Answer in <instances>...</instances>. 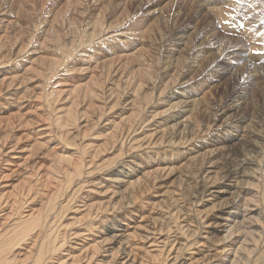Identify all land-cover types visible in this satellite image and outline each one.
Returning a JSON list of instances; mask_svg holds the SVG:
<instances>
[{"label":"bare ground","instance_id":"bare-ground-1","mask_svg":"<svg viewBox=\"0 0 264 264\" xmlns=\"http://www.w3.org/2000/svg\"><path fill=\"white\" fill-rule=\"evenodd\" d=\"M70 3L79 9V0ZM221 7L210 9L221 28L231 30ZM162 11L155 8L153 14ZM76 12L55 30L56 21L38 29L39 20L27 25L0 19V264H264V168L259 165L264 157L257 153L264 154L259 135L264 118L255 124L242 116L247 124L236 137L230 130L238 132L236 125L228 124L231 115L221 123L215 117L216 128L205 130L200 113L207 98L175 91L168 97L166 91L178 83L168 80L159 87L158 78L153 83L152 64L142 58L145 48H122L133 39L109 36L105 43L118 38L120 44L105 54L96 44L93 54L91 49L79 57L83 34L75 26ZM102 19H96L86 42L103 35ZM245 36L251 43L257 39ZM189 39L179 37L168 48L175 61L191 47ZM56 49L55 56H38L40 66L21 73L31 54ZM249 52L246 64L264 62L261 48ZM232 55L237 61L243 57ZM131 67L142 76L129 78ZM61 70L73 82L55 80ZM167 97L172 99L167 106L155 110ZM103 119L108 121L99 140L91 132ZM117 149L114 157H104ZM246 149L261 160L246 152L233 167V152ZM175 153L182 156L179 163ZM17 180L21 187L16 188ZM182 181L196 189L190 201L185 187H178ZM156 189L161 191L148 199Z\"/></svg>","mask_w":264,"mask_h":264},{"label":"rangeland","instance_id":"rangeland-1","mask_svg":"<svg viewBox=\"0 0 264 264\" xmlns=\"http://www.w3.org/2000/svg\"><path fill=\"white\" fill-rule=\"evenodd\" d=\"M70 2H74V0H0V19H12L15 22L25 21L27 25L33 23L34 20H39L42 24L38 26V29L41 27L49 28L50 24L56 21L57 23L53 27L55 30L62 27V22L68 14L72 15V13L77 10L76 14H74V18H76L75 22L78 23H75V26L79 28V33L81 31L84 37L78 34V39L80 40L81 37L83 44H81L78 49L80 51H78L79 57L83 52L91 51L92 46L96 44L97 46L100 45L104 54L112 50L111 48L118 38L111 44H107L104 38L109 36L118 35L119 37H127L128 40L133 39V42H127L122 48L129 49V46L134 44L136 46L135 48H145L143 49L147 52V54H145L147 56H143L142 58L146 57L145 62L147 61V63L152 64L151 66L155 71V78L152 79L153 83L156 78L159 79V87H162L168 80L176 81V84L178 83L173 89L168 90L169 92L166 91L168 97L175 91L181 94H196L197 97H202L203 95V97L207 98L208 107L203 109L200 113L201 125L205 126V128L202 127V129L208 130L212 125L211 127L214 130L216 128L213 123L214 118L217 117L221 123L227 115L233 116L231 118L232 120L230 119L231 122L230 120L228 121V124H235L237 127L236 130L238 132L234 131V128H230L234 137L240 133L242 126L247 124L241 119L242 116H245L247 119L252 118L255 124L256 122L261 124L260 122L264 118V62L260 63V61H255L254 63L253 61L251 65L246 63L250 55L249 51L252 48H261L262 56L264 55V0H239V2L238 0H79V9L73 7L75 3L71 5ZM212 6H222L221 8L224 10L226 21H230V23H226L225 26L229 27L231 30L221 28L219 24L221 20L214 14V11L210 9ZM160 7H163V11L160 14H153V10ZM20 9L29 13L30 16H23V11ZM98 17L103 18L104 30L102 31L105 32L103 35L101 32H98V35L95 36L93 40L86 42L85 40L89 39V32L94 28ZM30 18H32V20H28ZM107 26H113V28L107 29ZM211 26H213L214 29H212ZM35 29H32V32H34ZM133 29L140 32L138 33ZM250 33L251 35L255 34L257 36V39L253 41L257 43L258 47L252 45L254 42L251 43V41L247 40L245 35H249ZM141 34H143V36ZM185 35L189 36L190 39L187 43L192 48L189 46L190 48L178 56L177 61H175L176 56L173 57L174 55H171L172 53H168L172 52V50L168 48H174V45L176 43L178 44L177 39ZM94 41H96V43H94ZM79 42H81V40ZM99 42L100 44H98ZM53 51H57V49L31 54L28 57L29 61L23 65L21 73L27 71L26 68L28 66H40V62H36L38 56L48 58L55 56ZM91 53L93 54V49ZM234 53L237 55L240 54L243 57L237 61L232 55ZM168 56H171L169 61H167ZM137 58H141V55L137 56ZM262 58H264V56ZM174 61L176 63L172 65ZM49 63L51 62L48 60V66L51 65ZM226 67L236 68L237 71H224ZM134 70L135 68L131 67L127 72L129 78L136 77L137 75L142 76L140 74L134 75ZM78 71L76 75L82 76L83 74L79 69ZM60 73V77H57L55 80L67 79L69 82H73L71 79L72 77L68 75L69 72L61 70ZM163 75L167 77L164 76L166 80L163 77L164 83L161 84L160 79ZM80 78L83 79V77ZM45 79L43 80L42 88L45 86ZM89 79L90 78H84L81 82L88 81ZM55 83L56 82H54V84ZM130 92H133V85H131ZM159 95L158 92L157 97H159ZM168 97L166 100L162 99L159 101L155 110H162L163 107L167 106L168 102L172 100ZM122 99L123 97H121V100ZM239 99L243 102L239 106H235ZM126 104L127 103H124L122 107H125ZM121 109L122 108L115 109L114 113L110 116L112 117L117 112H120ZM107 121L108 120L103 119L100 125L96 126V129L91 132V135L97 136L98 139L101 140L104 135L101 132L103 128L102 125L106 124ZM259 135L264 138V132L261 133L260 131ZM221 136L223 137L224 134L218 135L217 137L222 138ZM208 138L209 136H206L202 139L208 142ZM257 140L262 141L260 137L257 138ZM118 151L117 149L112 154H105L104 157H114L117 155ZM246 152L255 155V160H257V162L261 160V157H264L262 150L257 152L261 157L259 154H255L253 150L250 151V149H246L244 153L241 150L239 152H233L234 155L232 154L233 156H231L233 167L240 164L241 159L246 156L244 155ZM149 154L153 156L154 153ZM47 158L50 160L47 162V168L49 171L53 172L51 166L52 157ZM172 158L175 162L179 163L182 156L175 153ZM135 159L138 160L143 167H146V162H142L138 157ZM148 160H151V158H148L147 161ZM259 165H263L264 168V160H261ZM55 168L56 164L54 170ZM125 171L129 172L128 169H125ZM135 171L138 172L137 168H135ZM175 178L176 177L172 176L171 180ZM187 183L182 181L178 187H185L182 189L185 191L190 201L196 189L194 187L192 191L191 188L193 187H191V185L188 186ZM15 184H17L16 188L21 187L19 180L15 181ZM189 190H191V192ZM157 191H161V189L152 190L147 198H154Z\"/></svg>","mask_w":264,"mask_h":264},{"label":"snow or ice","instance_id":"snow-or-ice-1","mask_svg":"<svg viewBox=\"0 0 264 264\" xmlns=\"http://www.w3.org/2000/svg\"><path fill=\"white\" fill-rule=\"evenodd\" d=\"M238 2H239V0H238Z\"/></svg>","mask_w":264,"mask_h":264}]
</instances>
